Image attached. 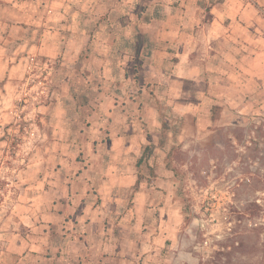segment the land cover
<instances>
[{
	"label": "crops",
	"instance_id": "crops-1",
	"mask_svg": "<svg viewBox=\"0 0 264 264\" xmlns=\"http://www.w3.org/2000/svg\"><path fill=\"white\" fill-rule=\"evenodd\" d=\"M54 58L46 157L0 210V264H134L137 160L170 115L262 79L264 0H0V109Z\"/></svg>",
	"mask_w": 264,
	"mask_h": 264
},
{
	"label": "rangeland",
	"instance_id": "rangeland-1",
	"mask_svg": "<svg viewBox=\"0 0 264 264\" xmlns=\"http://www.w3.org/2000/svg\"><path fill=\"white\" fill-rule=\"evenodd\" d=\"M58 72L56 58L34 65L22 90L0 109L3 214L31 196L28 169L46 157L50 108L61 97L53 93ZM242 86L240 92L230 88L221 103L201 104L205 119L170 115L149 145L138 171L148 215L138 212L128 229L138 236L134 264H244L255 241L264 264V76L243 78ZM133 189L126 193L129 206ZM253 199L262 210L247 220L240 209ZM244 226L263 228L230 256L218 254L230 233Z\"/></svg>",
	"mask_w": 264,
	"mask_h": 264
},
{
	"label": "trees",
	"instance_id": "trees-1",
	"mask_svg": "<svg viewBox=\"0 0 264 264\" xmlns=\"http://www.w3.org/2000/svg\"><path fill=\"white\" fill-rule=\"evenodd\" d=\"M150 148L149 145H147L144 148V151L142 153V156L137 160V164H139L144 157H147V154L145 152ZM138 182L136 181V184L134 185V189H137L138 187ZM260 182V181H259ZM245 183H249V181H245ZM264 186V184H263ZM262 210L261 206L253 199L251 202L248 204L244 205L240 209V214L241 217H245L247 220L255 219V217L260 215V211ZM262 226H244L241 227L238 230H233L232 233H230V236L227 238L228 242H225L224 244H220V247L226 249V250H217L216 252L218 254H223L226 256H230L233 254V252L236 249H239L243 247V243L245 240H250L254 236L259 237L260 235V229H262ZM260 248V244L258 242H253L252 250L249 253V256L247 257V260L245 261L244 264H262V260L259 258V256L255 255L254 252L258 251ZM251 253V254H250Z\"/></svg>",
	"mask_w": 264,
	"mask_h": 264
}]
</instances>
